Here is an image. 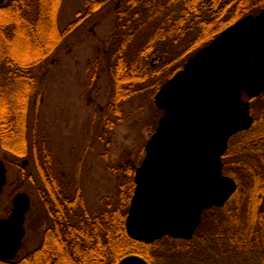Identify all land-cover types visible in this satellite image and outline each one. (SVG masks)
Returning a JSON list of instances; mask_svg holds the SVG:
<instances>
[{"label":"trees","instance_id":"trees-1","mask_svg":"<svg viewBox=\"0 0 264 264\" xmlns=\"http://www.w3.org/2000/svg\"><path fill=\"white\" fill-rule=\"evenodd\" d=\"M27 1L6 0L0 5V42H5L0 45L2 61H5L1 68L17 70L8 71L10 83L3 87L7 91L17 85L23 95L16 108L23 114L16 123V131L21 133L28 128L24 117L28 105L26 95L28 98L32 94L37 79L27 70L53 54L64 35V30L57 25L61 0H34L33 17L22 10ZM105 2L88 0L87 4L92 7L86 14ZM115 2V31L112 46L105 54L104 69L110 81L108 108L113 115L119 114L121 106L144 88L152 89L154 95L216 34L245 15L256 14L264 8V0ZM162 42H171L179 48L173 52L163 49L164 58L155 63L152 56ZM6 91L3 93L7 94ZM250 113L254 116L252 126L231 136L222 156V172L234 179L236 190L223 206L202 212L189 240L164 236L144 243L127 235L125 217L135 187L133 176L139 165L129 163L125 167L114 205L109 203L90 211L80 188L73 195L66 194L52 173L51 154L43 143L33 153V159L41 180L40 195L48 225L34 249L13 260H0V264H118L129 254L139 255L150 264H264V92L250 99ZM110 126L113 125L110 123ZM6 129L7 126L3 128ZM24 142L21 138V143ZM17 152L20 156L28 155L24 145ZM29 178L24 173L21 175L22 180Z\"/></svg>","mask_w":264,"mask_h":264},{"label":"water","instance_id":"water-1","mask_svg":"<svg viewBox=\"0 0 264 264\" xmlns=\"http://www.w3.org/2000/svg\"><path fill=\"white\" fill-rule=\"evenodd\" d=\"M263 91L264 8L216 34L155 93L163 113L133 176L125 217L130 238L189 240L202 212L224 205L237 184L223 174L222 156L230 137L252 126L250 99ZM6 180L0 159V194ZM29 208V195L17 192L9 215L0 218V260H12L19 251ZM128 263L150 264L136 254L118 264Z\"/></svg>","mask_w":264,"mask_h":264},{"label":"rangeland","instance_id":"rangeland-1","mask_svg":"<svg viewBox=\"0 0 264 264\" xmlns=\"http://www.w3.org/2000/svg\"><path fill=\"white\" fill-rule=\"evenodd\" d=\"M87 1L61 0L57 25L60 30H64L63 38L53 54L28 70L37 79L32 94L28 98V94L26 95L28 105L24 117L28 124L25 131L28 141L27 156H20L12 146L9 147L12 152L6 148L9 132L14 131L16 126L12 123L14 116L19 117L17 124L22 119L23 114L20 115L16 108L23 95L18 91L17 85L4 90L6 85L0 80V152L8 168V181L0 196V218H5L10 213L15 191L27 192L31 200L30 211L24 221L22 247L17 257L40 243L48 225L38 174L32 181L22 180L18 176L17 166L24 158L29 160L24 174L28 176L32 171L31 142H36L37 149L43 143L47 146L51 154L52 173L62 183L66 194L73 195L80 188L88 209L96 211L109 203L114 205L117 188L124 179L125 167L129 163H141L145 155V143L161 117L162 110L155 106V94H152L153 90L149 87L131 96L121 106L119 114L113 115L110 112V81L104 69L105 54L112 46L115 31L116 2L107 1L86 14L92 7ZM22 10L33 17L36 1L28 0L27 6L25 4ZM77 20H80L77 24L69 26ZM192 35L193 33L187 38ZM3 44L5 42H0L1 47ZM176 46L171 42H162L152 56L153 62L156 63L162 56L164 58L163 49L173 52L179 48ZM2 54L0 51V69L5 66L2 64L5 62L2 61ZM10 69L16 72L15 68ZM1 77L0 75V79ZM15 91L17 94L14 96ZM246 98L244 99L247 100ZM15 163L17 166L13 165ZM181 256L183 254L178 257Z\"/></svg>","mask_w":264,"mask_h":264},{"label":"flooded vegetation","instance_id":"flooded-vegetation-1","mask_svg":"<svg viewBox=\"0 0 264 264\" xmlns=\"http://www.w3.org/2000/svg\"><path fill=\"white\" fill-rule=\"evenodd\" d=\"M16 70V69H15ZM29 70V69H28ZM27 70V71H28ZM0 71H2V72H7L8 73V71H11V69L9 70V69H6V68H1V70ZM17 71V70H16ZM1 74L0 73V75L2 76L1 77V81H2V83L4 84V85H7L8 83H10V82H8V74ZM28 73H29V71H28ZM17 74L19 75L20 73L19 72H17ZM7 75V76H6ZM29 75L31 76V77H33V79H35V76L34 75H31L30 73H29ZM6 76V77H5ZM10 120L12 119V118H9ZM10 120H8V121H10ZM12 123H15L16 124V119H13L12 120ZM10 135V136H9ZM9 135H5V137L6 136H9V137H7V144H8V146L6 147V148H8V151L9 152H12V150L10 149L11 147L10 146H12V148H15V150H18V149H20V148H22V146L24 145V149L26 150V151H28V141H27V133L26 132H24V133H21V132H18V131H16V126H15V128H14V131H11V132H9ZM21 138H24L25 139V142L22 144L21 143ZM37 144H36V142L34 141V142H31V152H32V155H33V153L34 152H36V146ZM10 147V148H9ZM15 150H13L14 151V154H15ZM0 159L4 162V165H5V168H6V178H7V171H8V168H7V165H6V160H5V158H4V156H2V153L0 152ZM23 161H26V163L25 164H23ZM13 165H15V166H17V163H15V164H13ZM28 165H29V160L28 159H23V160H21L20 161V164L17 166L18 168H17V170H18V176H19V178L21 177V175L24 173V170L26 169V167H28ZM32 171H31V173H30V178H29V180H33V178H34V176H36V174H38V171H37V165H36V162H35V160L33 159V166H32ZM7 181L8 180H6V184H7ZM6 184L3 186V189H4V187L6 186ZM3 189H2V192H1V194L3 193ZM20 191H23V190H18V191H15V193L13 194V196L17 193V192H20ZM1 194H0V196H1ZM13 196H12V202H13ZM12 202H11V209H12ZM30 206H31V202H30ZM11 211V210H10ZM29 211H30V208H29ZM29 211L27 212V213H29ZM27 213H26V215H25V221H26V218H27ZM8 216V215H7ZM6 216V217H7ZM25 223V222H24Z\"/></svg>","mask_w":264,"mask_h":264}]
</instances>
